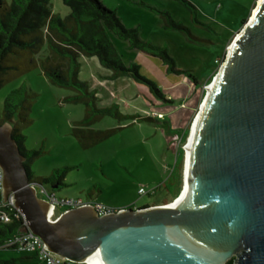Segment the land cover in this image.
Masks as SVG:
<instances>
[{"label": "rangeland", "instance_id": "374dc122", "mask_svg": "<svg viewBox=\"0 0 264 264\" xmlns=\"http://www.w3.org/2000/svg\"><path fill=\"white\" fill-rule=\"evenodd\" d=\"M100 1L125 27H139L141 40L165 49L166 61L129 50L127 42L112 35L123 63L137 66L138 78L103 80L102 85L95 82L105 68L96 58H77V76L90 90L98 87V105H116L125 117L105 116L89 125L78 124L85 116V104L66 102L64 98L74 92L54 85L38 68L1 87L0 102L22 82L38 94L29 114L32 123L22 131L24 147L43 151L30 164L34 176L70 168L64 187L54 191L45 185L57 197L115 210L172 204L182 191L184 146L193 119L258 0ZM51 4L60 17L69 12L62 0ZM112 129L106 138L97 139L98 132ZM10 259H15L10 264H43L29 254L0 249V264Z\"/></svg>", "mask_w": 264, "mask_h": 264}, {"label": "water", "instance_id": "95a60500", "mask_svg": "<svg viewBox=\"0 0 264 264\" xmlns=\"http://www.w3.org/2000/svg\"><path fill=\"white\" fill-rule=\"evenodd\" d=\"M200 109L185 160L188 195L177 207L99 215L72 208L55 221L30 182L10 123L0 125L3 200L24 231L72 263L99 252L103 264H264V1L235 38Z\"/></svg>", "mask_w": 264, "mask_h": 264}, {"label": "trees", "instance_id": "16d2710c", "mask_svg": "<svg viewBox=\"0 0 264 264\" xmlns=\"http://www.w3.org/2000/svg\"><path fill=\"white\" fill-rule=\"evenodd\" d=\"M62 2L69 9L64 17L52 11L51 0H0V88L38 68L51 83L74 92L64 98L66 102L85 104V116L78 124L89 125L105 116L124 118L125 116L117 111L116 105H98L96 92L90 90L87 82L79 80L77 76V58L81 55L96 57L102 67L111 71V80L118 77L138 78L137 66L123 63L112 35L127 42L129 50L143 51L163 60L165 49L141 40L138 35L139 27H125L115 11L106 7L100 0ZM37 95L26 82L12 89L0 102V125L11 124L12 136L25 157L24 164L30 182L37 186L50 185L54 187V191H58L66 185L64 177L70 168L54 169L50 175L44 177L34 176L30 171V164L43 151L27 150L24 147L26 137L22 131L32 123L29 114ZM113 131L98 132L97 139L106 138ZM77 138L83 137L77 135ZM1 211L8 214L9 220H0V249L15 250L4 245L24 226L23 218L16 209L4 205L0 190ZM14 261L15 259H10L3 264ZM235 263L236 258L231 257L225 264Z\"/></svg>", "mask_w": 264, "mask_h": 264}, {"label": "built area", "instance_id": "2783aa9c", "mask_svg": "<svg viewBox=\"0 0 264 264\" xmlns=\"http://www.w3.org/2000/svg\"><path fill=\"white\" fill-rule=\"evenodd\" d=\"M35 186L38 194L40 193V195L42 196V199L49 202L47 218L50 222L55 221L65 211L81 206H92L99 215H103L111 211H118L113 209L112 207H109L101 203H95L92 201L86 202L76 198L57 197L52 191L47 189L45 185H39V186L35 185ZM0 190H1V174H0ZM4 205L16 209L12 197H9L7 201H4ZM17 212L23 218L22 214L18 210ZM14 215L17 216V214ZM8 217L9 216L7 213L2 211L0 212L1 221L7 222L9 220ZM23 225L25 226L24 218H23ZM23 227L18 233H16L6 241L4 245L5 247H12L17 252L32 255L34 256L35 259L41 261L43 264L71 263L65 257L59 256L58 254L49 250L45 242H43V240L40 237L33 234L29 230L24 231Z\"/></svg>", "mask_w": 264, "mask_h": 264}, {"label": "bare ground", "instance_id": "6f19581e", "mask_svg": "<svg viewBox=\"0 0 264 264\" xmlns=\"http://www.w3.org/2000/svg\"><path fill=\"white\" fill-rule=\"evenodd\" d=\"M263 1L264 0H258L257 6H256V8L253 11L252 17L250 18V20H252L253 15L258 10V8L261 6ZM231 47H232V44L229 47V50L231 49ZM215 79H217L216 76H215L213 82L207 87V96L205 97V99H204V101H203V103L201 105V108L204 106L205 101L209 97L210 93L213 91V88H214V85H215ZM199 115H200V111L198 112V114L193 119V122L191 124L190 133L188 135L187 141H186L185 146H184V149H185V160H186V158H187V156H188V154L190 152L191 146H192V141H193L194 134H195V131H196V125H197V122H198V119H199ZM185 160H184V169H183V186H182L181 194L176 199V201H174V203L169 204V205H163V206L177 207L178 205H180L182 200L188 195L189 187H188L187 178H186V174H185ZM83 263H85V264H103V261H102V259L100 257L99 252H95L92 255H90Z\"/></svg>", "mask_w": 264, "mask_h": 264}, {"label": "crops", "instance_id": "0c3cea01", "mask_svg": "<svg viewBox=\"0 0 264 264\" xmlns=\"http://www.w3.org/2000/svg\"><path fill=\"white\" fill-rule=\"evenodd\" d=\"M96 58V57H95ZM97 60V59H96ZM97 62H98V60H97ZM99 63V62H98ZM100 65V64H99ZM101 66V65H100ZM110 74H111V71H109L108 69H105V71L104 72H101L100 74H99V76H98V78H96V84L98 83V84H100V85H102V81L104 80H108V81H113V80H116V79H113V80H111V79H109V76H110ZM119 78V77H118ZM88 84V83H87ZM88 87H89V85H88ZM90 89V88H89ZM92 90H94L95 92H96V96H97V99H99V96H98V93H97V91H98V87L97 88H92ZM31 257L32 258H34V256H32L31 255ZM35 259V258H34Z\"/></svg>", "mask_w": 264, "mask_h": 264}]
</instances>
